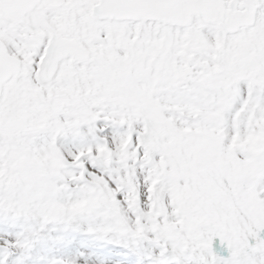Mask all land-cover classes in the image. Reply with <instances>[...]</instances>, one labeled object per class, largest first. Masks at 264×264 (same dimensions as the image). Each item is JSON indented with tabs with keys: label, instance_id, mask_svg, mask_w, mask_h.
I'll list each match as a JSON object with an SVG mask.
<instances>
[{
	"label": "snow or ice",
	"instance_id": "obj_1",
	"mask_svg": "<svg viewBox=\"0 0 264 264\" xmlns=\"http://www.w3.org/2000/svg\"><path fill=\"white\" fill-rule=\"evenodd\" d=\"M0 264H264V0H0Z\"/></svg>",
	"mask_w": 264,
	"mask_h": 264
}]
</instances>
